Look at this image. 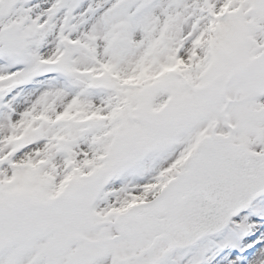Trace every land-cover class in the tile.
<instances>
[{"label": "snow or ice", "instance_id": "1", "mask_svg": "<svg viewBox=\"0 0 264 264\" xmlns=\"http://www.w3.org/2000/svg\"><path fill=\"white\" fill-rule=\"evenodd\" d=\"M0 264H264V0H0Z\"/></svg>", "mask_w": 264, "mask_h": 264}]
</instances>
